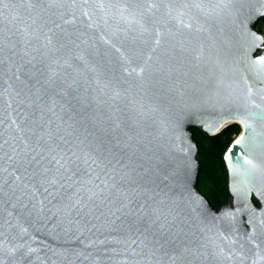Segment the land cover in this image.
Instances as JSON below:
<instances>
[{"label": "water", "instance_id": "1", "mask_svg": "<svg viewBox=\"0 0 264 264\" xmlns=\"http://www.w3.org/2000/svg\"><path fill=\"white\" fill-rule=\"evenodd\" d=\"M264 0H0V264H264ZM235 123L226 199L200 136Z\"/></svg>", "mask_w": 264, "mask_h": 264}, {"label": "trees", "instance_id": "2", "mask_svg": "<svg viewBox=\"0 0 264 264\" xmlns=\"http://www.w3.org/2000/svg\"><path fill=\"white\" fill-rule=\"evenodd\" d=\"M255 28L264 35V19ZM234 135L235 123L227 125L214 135L200 136L192 131L197 143L198 165H203V179L197 189L213 207H218L226 199L224 174L218 161Z\"/></svg>", "mask_w": 264, "mask_h": 264}]
</instances>
